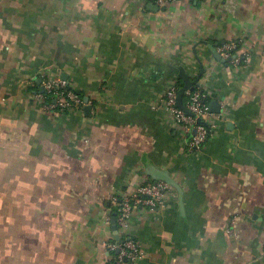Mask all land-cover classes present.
<instances>
[{
  "label": "crops",
  "instance_id": "1",
  "mask_svg": "<svg viewBox=\"0 0 264 264\" xmlns=\"http://www.w3.org/2000/svg\"><path fill=\"white\" fill-rule=\"evenodd\" d=\"M214 1L0 0V264H112L148 165L182 194L133 212L136 264H264V0ZM234 41L240 65L213 57ZM180 67L221 107L192 150L163 102ZM42 77L87 104L44 110Z\"/></svg>",
  "mask_w": 264,
  "mask_h": 264
},
{
  "label": "built area",
  "instance_id": "2",
  "mask_svg": "<svg viewBox=\"0 0 264 264\" xmlns=\"http://www.w3.org/2000/svg\"><path fill=\"white\" fill-rule=\"evenodd\" d=\"M158 7H166L169 4L177 2H186L188 0H152ZM215 3L214 0H209ZM237 42H227L216 48V52L223 59H230L235 66L240 65L245 60V54H239L235 50ZM179 85L174 80L164 91L163 102L172 116L175 124L182 126L187 133L195 130L190 136L188 149L192 150L203 144L211 135L210 117L208 105L202 102L206 94L200 93L195 88L193 91H187L185 95L188 101L185 107L193 116L186 115L182 110L176 107V94ZM40 91L35 94L42 101V108L54 113H67L68 111H81L84 105L83 97L76 91L70 89L68 85L60 80H52L46 77L41 78L39 84ZM141 182L131 192L126 193L120 198V207L115 215L116 234L114 239L106 242V248L110 252H117V256L112 264H136L140 252L135 239L128 233L129 223L133 212L137 209H153L160 205L161 200L170 186L164 182H150L144 179L142 175ZM106 223H110V217L106 218ZM120 236L123 239H120Z\"/></svg>",
  "mask_w": 264,
  "mask_h": 264
},
{
  "label": "water",
  "instance_id": "3",
  "mask_svg": "<svg viewBox=\"0 0 264 264\" xmlns=\"http://www.w3.org/2000/svg\"><path fill=\"white\" fill-rule=\"evenodd\" d=\"M150 10L152 11H156L157 7L154 5H149L148 6ZM211 52L213 53V57L217 60L220 61L221 63L225 62V59H223L216 51H215V47H209ZM228 61L230 59H227ZM179 78L182 80V85L179 87L177 94H176V107L179 108L180 110H182L186 115L189 116H193V114L188 111V109L185 107V105L183 104V97L185 95V93L187 91H193L198 83V81L201 78V75L203 74V71H201L194 79H191L185 72V70L180 67L179 69ZM84 103L87 104L88 102V98L84 97L83 98ZM83 110L89 114L90 112V107L89 106H85L83 108ZM208 111L211 114H217L221 112V107L219 105V103L216 100H211V102L208 105ZM195 133V130H192V134ZM146 174L148 176L151 177V179L153 180V182H164L167 185H169L170 187H173L177 190V192L179 193V195L181 196L182 191L179 187V185L174 181V179L171 178L170 174L168 173V171L166 170H162L154 165H148L146 167ZM115 215L114 214L111 218V228L114 231V233L116 234V223H115Z\"/></svg>",
  "mask_w": 264,
  "mask_h": 264
},
{
  "label": "trees",
  "instance_id": "4",
  "mask_svg": "<svg viewBox=\"0 0 264 264\" xmlns=\"http://www.w3.org/2000/svg\"><path fill=\"white\" fill-rule=\"evenodd\" d=\"M235 42H237V41H235ZM240 47H241V46H240V43L237 42V46H236L235 50L233 51V53H234L235 51H239ZM177 83H178L179 86H181V85H182V80H181L180 78H178ZM195 88H196V87H195ZM200 93H203V92L200 90ZM78 94L84 98V96H83L81 93H78ZM203 94H204V93H203ZM187 101H188V97H187V95H184V97H183V104H186ZM210 101H211V97H209V96H206L205 98L202 99V102L205 103V104H207V105H208V103H210ZM119 207H120V199H118L116 205L112 208V213L116 214V213H117V210H118ZM120 239L122 240L123 237L120 236ZM112 255H113L112 263H113L115 257L117 256V252L114 251V252L112 253ZM110 263H111V262H110Z\"/></svg>",
  "mask_w": 264,
  "mask_h": 264
}]
</instances>
